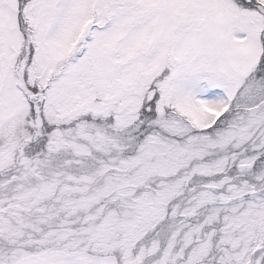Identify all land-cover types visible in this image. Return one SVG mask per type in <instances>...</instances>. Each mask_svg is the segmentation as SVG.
Returning <instances> with one entry per match:
<instances>
[{
    "label": "snow or ice",
    "instance_id": "obj_1",
    "mask_svg": "<svg viewBox=\"0 0 264 264\" xmlns=\"http://www.w3.org/2000/svg\"><path fill=\"white\" fill-rule=\"evenodd\" d=\"M0 264H264V0H0Z\"/></svg>",
    "mask_w": 264,
    "mask_h": 264
}]
</instances>
